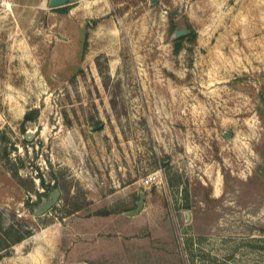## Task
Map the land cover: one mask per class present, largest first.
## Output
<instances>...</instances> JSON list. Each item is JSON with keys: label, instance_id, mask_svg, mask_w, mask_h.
Returning <instances> with one entry per match:
<instances>
[{"label": "rangeland", "instance_id": "374dc122", "mask_svg": "<svg viewBox=\"0 0 264 264\" xmlns=\"http://www.w3.org/2000/svg\"><path fill=\"white\" fill-rule=\"evenodd\" d=\"M67 5L0 0V264H264V0Z\"/></svg>", "mask_w": 264, "mask_h": 264}, {"label": "water", "instance_id": "95a60500", "mask_svg": "<svg viewBox=\"0 0 264 264\" xmlns=\"http://www.w3.org/2000/svg\"><path fill=\"white\" fill-rule=\"evenodd\" d=\"M75 0H50V5L51 7L55 8V7H60V6H64V5H67V4H70L72 2H74ZM187 33V30L185 29H181V30H178L176 32V36H180L182 34H185ZM61 195V191L60 190H56L54 193H53V199H51L48 203H46L44 206L40 207L36 212L35 214L36 215H42L43 213H45L48 209H50L59 199ZM144 204H145V195L143 192L140 193V199L139 201L137 202V206L136 208L128 211V214L129 215H137L138 213H140L142 211V209L144 208ZM86 264V263H84Z\"/></svg>", "mask_w": 264, "mask_h": 264}, {"label": "trees", "instance_id": "16d2710c", "mask_svg": "<svg viewBox=\"0 0 264 264\" xmlns=\"http://www.w3.org/2000/svg\"><path fill=\"white\" fill-rule=\"evenodd\" d=\"M69 6L70 5H64V6H61V7H56L54 9L59 10V11H62V12H68ZM194 34L195 33L192 30H188L187 33L178 36L176 38V41H175V51L176 52L181 51L182 48H183L184 42L186 40L194 37ZM29 118H30V114H27L26 115V119H29ZM17 232H18V235H17V237L15 239V243L20 242V241L26 239L27 237H29L32 234L31 231H23V229H20V230L18 229ZM10 246H7V248L10 247Z\"/></svg>", "mask_w": 264, "mask_h": 264}, {"label": "built area", "instance_id": "2783aa9c", "mask_svg": "<svg viewBox=\"0 0 264 264\" xmlns=\"http://www.w3.org/2000/svg\"><path fill=\"white\" fill-rule=\"evenodd\" d=\"M2 1L5 2L6 0H2ZM157 178H158L157 174L148 175L144 180V184L145 185L153 184L156 182Z\"/></svg>", "mask_w": 264, "mask_h": 264}]
</instances>
